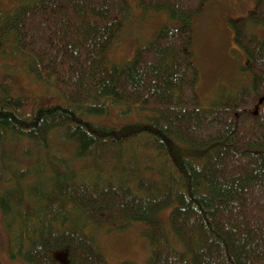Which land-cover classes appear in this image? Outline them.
<instances>
[{
	"label": "trees",
	"instance_id": "trees-1",
	"mask_svg": "<svg viewBox=\"0 0 264 264\" xmlns=\"http://www.w3.org/2000/svg\"><path fill=\"white\" fill-rule=\"evenodd\" d=\"M140 1L179 26H163L124 64L109 52L129 0H23L1 12L8 11L0 14V43L12 37L29 72L64 100L45 105L0 85V209L9 254L62 264L55 253L67 251V264H110L87 229L115 223L123 231L140 222L148 225L149 253L120 264H264V41L246 31L248 22L264 27V0L247 20L230 22L248 58L239 69L248 84L223 88L210 108L200 106L192 52L193 21L206 0ZM114 106L124 116L148 115L120 128L96 121ZM57 139L69 149L64 154ZM11 143H28L19 159ZM127 149L133 158L154 156L145 168L153 176L121 164ZM79 161L90 172L79 171ZM172 207L177 246L161 221Z\"/></svg>",
	"mask_w": 264,
	"mask_h": 264
},
{
	"label": "rangeland",
	"instance_id": "rangeland-1",
	"mask_svg": "<svg viewBox=\"0 0 264 264\" xmlns=\"http://www.w3.org/2000/svg\"><path fill=\"white\" fill-rule=\"evenodd\" d=\"M22 2L23 0H0V14L6 15L8 11L1 12L14 9ZM129 2L131 4L130 13L121 37L109 52L111 60L116 64L131 61L137 48L149 44L163 26H179L178 22L171 21L166 11L146 10L141 7L140 0H129ZM256 3L257 0H206L201 6V13L194 19L192 52L193 63L199 74L196 90L202 108H210L217 101L218 96L228 88L238 89L240 85L248 81L245 73L242 75L239 73L241 66L247 65L248 58L235 44L230 22L247 20L249 14L254 11ZM246 31L264 41V27H255L248 22ZM14 42L13 38L9 37L4 39L3 44L0 43V85L9 86L11 94L15 97L35 98L45 105L62 104L64 102L62 95L53 85L36 78L29 72L26 58L16 50ZM2 49L4 51L1 52ZM147 115L148 113L138 112L124 116L121 115L120 109L114 106L107 115L97 118L96 121L110 127L120 128L123 125L144 121ZM55 143L58 145L59 154H64L65 150H69L61 140L57 139ZM27 147L28 143H23L20 147H14L11 143L10 151H14V156L19 159ZM43 152L44 149L41 148L35 150L39 156H44ZM132 155H135L132 149H127L121 157V164L124 166L127 164L139 170L138 172L144 169V176H153V173L146 171L145 168L152 166L148 164L151 161L147 159L154 156L141 152H138L136 158ZM34 161L36 158L33 156L25 162V165L28 167ZM86 164L80 162L76 164V168L79 171L90 172V167H86ZM104 171L105 174L112 172L110 168ZM5 187L6 185H3V188ZM27 201L34 203L30 197H27ZM172 209L173 207L162 211L161 221L164 232L173 239V243L177 246L176 240L174 241L169 232V217ZM130 225V228L123 231H117L115 223L103 227L91 226L86 234L96 240L98 249L110 264H120L124 261L141 263L149 253V245L143 237V232L148 225L140 222ZM11 241L10 230L6 227L5 217L0 209V264H31L21 258H11L9 254ZM55 257L62 264L68 263L67 251H58Z\"/></svg>",
	"mask_w": 264,
	"mask_h": 264
}]
</instances>
